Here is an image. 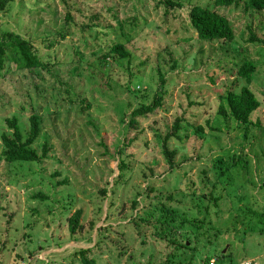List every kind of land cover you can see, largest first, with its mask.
Segmentation results:
<instances>
[{"label":"rangeland","instance_id":"1","mask_svg":"<svg viewBox=\"0 0 264 264\" xmlns=\"http://www.w3.org/2000/svg\"><path fill=\"white\" fill-rule=\"evenodd\" d=\"M190 5L186 0L174 8H166L162 0H10L0 9V36L9 31L29 40L49 68L20 72L8 50L4 55L0 132L7 129L4 118L12 114L23 131L28 128L32 99L41 116L35 146L39 154L43 144L47 151L38 161L0 159V264H81L79 251L84 248L90 249L86 255L95 264H145L141 250L153 249L152 243L145 250L139 237L119 241L124 256L117 258L104 246L100 247L106 251L95 249L96 232L130 224L136 213L154 210L165 201L199 218L206 213L220 216L217 225L207 224L205 231L219 245L214 248L196 236V241L189 239L195 247L180 249L174 264L188 260L191 252L203 258L207 253L219 257L220 251L224 257L213 264L245 259L264 264V42L246 40L251 32L264 39V10L244 9L241 3L212 7L233 27L235 37L228 42L198 39L187 16ZM93 14L108 20L109 27L91 23L84 28L82 23L87 24ZM167 26L170 32L161 35ZM121 31L125 36L119 37ZM116 40L131 56L103 64L99 56ZM246 59L256 64L249 83L237 74L238 64ZM244 84L260 101L250 113L246 139L243 126L220 112L225 92ZM135 87L139 90L133 94ZM76 94L84 96L89 106L72 103ZM159 96L161 103L153 112L127 124L137 103L152 104ZM176 118H182V137H173L171 143L186 155H192L195 138L190 137V128H184V119L202 125L204 134H209L198 143L199 158L193 155L170 170L158 157L149 166L152 171L147 169L155 154L154 134L169 132ZM123 142H128L126 163L118 176L116 151ZM246 160V167H241ZM214 163L227 171L216 185L213 173L221 171L208 169ZM204 175L208 181L202 183ZM169 194L172 199L166 197ZM210 196L218 197L216 206ZM242 204L253 211L250 219L237 209ZM77 209L82 210L83 229L71 238L63 222ZM219 226L228 232L214 230ZM83 232L89 240L79 237ZM183 234L192 235L186 227ZM107 235L120 238L113 230ZM192 264H199L198 256Z\"/></svg>","mask_w":264,"mask_h":264},{"label":"trees","instance_id":"2","mask_svg":"<svg viewBox=\"0 0 264 264\" xmlns=\"http://www.w3.org/2000/svg\"><path fill=\"white\" fill-rule=\"evenodd\" d=\"M9 1L10 0H0V9L5 7ZM61 1L64 2V0ZM184 1L185 0H162V3L166 8H174L181 7L182 2ZM186 1L191 4L187 9L188 20L190 21L189 24L192 25V27L196 31L198 39L202 40L224 39L225 41L232 42L235 37L233 27L227 17L219 14L216 10L212 9V7L218 8L221 6H236L237 4L241 3L244 9L254 11L264 10V0H197L194 4L192 3L193 0ZM87 19V24L82 23V26L84 28H88V26H91V23H93L94 26H101V29H104L102 27H109V21H101L102 18L99 14L90 15L89 17H87ZM122 27L123 26L121 25L120 28ZM157 29L160 28L157 27ZM170 30V27L167 26L166 32H161V35L170 32ZM4 33L5 34L0 36V71L3 69L6 62V58L4 55L6 54L7 50L10 55V60L14 63V66L20 72L26 69L32 70L39 67L47 68V65L41 61L39 55L37 54L36 48L29 40L23 38L19 34L13 35V33L9 31H5ZM118 35L119 37L120 35L125 36L124 31H121ZM63 36L64 35L61 34V37ZM183 39L187 40V38ZM246 40L249 42H264V39L256 37L254 32H251ZM116 41L109 45L108 50L103 52L104 54L99 56L100 58H98V60H101L103 64H109V61L112 63V60L131 56L130 51L125 48V44L118 40ZM76 53L81 56L80 51H76ZM175 65L176 63L174 62L173 66ZM155 67H157V65ZM255 68L256 64L252 60H242V62L238 64L237 74L245 80V83H249L251 81V76ZM47 70H49V68H47ZM73 70H75L74 67ZM157 71L160 79L163 81L162 72L159 71V69ZM132 75L133 74H130V76ZM138 90L139 88L135 87L133 90V94ZM222 99L225 102V106L220 108L221 114L226 119L235 120L237 122V126L242 125L245 131L243 133V137L246 139L250 132L249 125H252L250 120V113L256 110L260 105L259 99L251 90L248 84L242 85L238 90H227L222 96ZM70 101L72 103H80L81 106L83 105V108L89 106L86 98L84 96H81L80 94H76L74 98H70ZM32 103L33 100L31 99L29 107L30 112L27 116L29 125L25 131H23L19 119L15 114H12L10 117L4 118V123L7 129L0 132V159H4L7 163L38 161L41 156H44L46 154L47 148L45 144L42 145L41 154H39V151L35 146L40 133L41 116L39 114V106L35 104L32 105ZM159 103H161V96H159L158 98H154L152 104L137 103L129 113L127 124L132 125L135 122L137 116H143L153 112L155 107L159 105ZM122 117L123 118H121V120L124 121L126 118V114L124 113ZM181 121L182 118H176L172 127L170 128V131L165 133L164 135H161L160 133L154 134L156 140L155 143L153 142L155 147V154L150 159V161L147 162V169L151 170L149 166L152 163L156 162V159L158 157L163 160L166 165H168V168L170 170H175V167L179 166L181 163H183V161H188L193 155L196 159L199 158V155H197V147H200V145L198 143L202 139L205 140L210 136L207 133L204 134V128L202 125L194 124L184 119V128H190V137L195 138V142H193V144L191 145L192 155H186V152L182 149V147L180 149L179 147H176L171 143L173 137L177 139H181L182 137L179 134L180 130L182 129ZM145 143L146 145H149L148 141H146ZM125 144L127 145L128 142H123L121 147H118L116 151L117 158L119 160L118 176H120L124 170L125 159L123 158V154L126 151ZM176 157L179 158L176 159ZM236 161L240 162V159L238 158ZM218 162H221V160H219ZM247 163V160L244 161V164L241 165V167L245 168ZM219 166L220 165L217 166L214 163L213 166L208 168L210 171L213 170L212 172H215L216 169H219L221 171L213 173L214 180L212 183L215 185L219 183L218 177H223L227 173V171H222ZM205 172H207V170L203 169V173ZM207 181L208 177L207 175H204L201 182L205 183ZM196 191L197 189L193 190L194 193H196ZM166 197L168 199H172L171 194L167 195ZM203 197H205L204 194L201 195V199ZM201 199L199 202H202ZM210 199L211 201L208 198L210 202L216 204L218 197L212 196ZM131 204L132 207H135V200H133ZM195 205L197 206V204ZM182 208L183 206H170L169 202L165 201L154 210H142L140 214L136 213L128 220L131 225L126 224L129 229L126 227V225H116L113 228L109 226L106 228H101L98 233L96 232V236L94 239V244L96 245L95 249H106L111 255H115L117 258H120L123 257L124 254L121 255L122 250L119 249L118 242L126 241L127 239L135 240V238L139 237V243L143 245L144 248L148 244H153V249H150L147 252H144L143 249L141 250V254L146 256V258L144 259V261H146L145 264H174L173 259L179 253L180 249L183 251L186 250L187 245L183 242L184 240L190 241L189 239H191L192 237L195 238L196 236H200L199 238L204 239L206 244H209L212 247L217 246L216 241H212L205 233V231L208 230V228H206L207 224H210L211 227L216 226L217 220H220V216L204 223L202 220L206 219V217L201 219L190 214L188 211H186L185 214V211H183L185 208ZM203 209L204 211H207L208 208L206 207V205H204ZM237 209L239 210V212L246 211L247 219H250V217H252L253 211L249 207H244V204L238 206ZM81 216L82 210L77 209L74 210V212H72L70 215L66 216L65 221L63 222L67 223L71 238L72 235H75L76 232L78 233L83 229L82 223L80 221ZM184 227L189 228V232L192 233L191 236H184L183 232H180V230ZM112 230L115 231L116 235H119L120 238L110 239L107 234ZM214 230L222 231L221 228H216ZM79 237H83L84 239L89 240V234L87 235V233L84 232ZM179 237H183V240L179 241ZM154 245L158 247V250H154ZM100 246H104L105 249ZM89 250L90 249L84 248L79 251L81 264H95L94 258L88 257L86 255V252ZM126 251L127 250H123V252ZM161 253L163 257L161 256ZM222 254V251H220L219 257H217L215 254L208 253L205 257H201V261L199 264H209V260L211 258L220 259ZM223 257L224 256H222V258ZM129 260H132L135 263V259L133 256H130ZM193 260V258H188V260L186 259L185 262L178 261L176 263L192 264ZM252 263L255 264L254 262Z\"/></svg>","mask_w":264,"mask_h":264},{"label":"clouds","instance_id":"3","mask_svg":"<svg viewBox=\"0 0 264 264\" xmlns=\"http://www.w3.org/2000/svg\"><path fill=\"white\" fill-rule=\"evenodd\" d=\"M214 206H216L215 204H213ZM212 205V206H213ZM206 216H210L211 218H210V220H213V219H215L214 218V216L213 215H211V214H209V215H207V213L206 214H204V216L203 217H206ZM202 217V218H203ZM201 218V219H202ZM221 227L219 226L218 227V229H220ZM222 230V229H221ZM180 232H184V228L183 229H181L180 230ZM222 232H228L227 230L225 231H223L222 230ZM192 240L193 239H195V241H196V237L195 238H191ZM185 241V242H184ZM183 242L187 245V247H186V250H181V252H185V251H187L188 249H192V248H194L195 246H193L192 245V242L191 241H188V240H184ZM219 244H217V246H218ZM217 246H215L214 248H216ZM206 254V253H205ZM208 254V253H207ZM206 254V255H207ZM199 257V263H200V261H201V257H200V255H198V254H194L193 252H191L190 254H189V256H188V258H193L194 260L196 259V257ZM217 260V258H211L210 260H209V264H213L215 261ZM237 264H253L251 261H250V259H245V260H242L241 262H239V263H237Z\"/></svg>","mask_w":264,"mask_h":264},{"label":"built area","instance_id":"4","mask_svg":"<svg viewBox=\"0 0 264 264\" xmlns=\"http://www.w3.org/2000/svg\"><path fill=\"white\" fill-rule=\"evenodd\" d=\"M28 261H29V259H28Z\"/></svg>","mask_w":264,"mask_h":264}]
</instances>
